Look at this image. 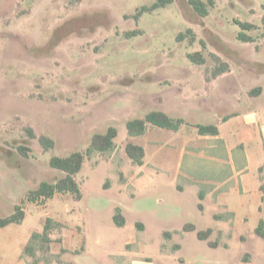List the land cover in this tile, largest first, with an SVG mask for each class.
<instances>
[{
    "label": "rangeland",
    "instance_id": "rangeland-1",
    "mask_svg": "<svg viewBox=\"0 0 264 264\" xmlns=\"http://www.w3.org/2000/svg\"><path fill=\"white\" fill-rule=\"evenodd\" d=\"M153 1L0 0V217L15 207L24 213L21 222L0 228V264H264V237L255 232L264 220V191L255 194L264 181L263 115L253 116L249 131L256 136L246 144V175L253 185L212 204L191 193L179 200L151 183L141 185V168L125 151L128 142L148 137L129 135L126 121L152 109L165 107L175 118L207 125L216 121L210 110L221 101L227 111L242 114L263 101L264 92L250 91L264 87V0H213L204 17L188 0H174L135 21L136 10ZM236 20L255 27L242 30ZM187 28L196 34L193 44L176 39ZM132 29L141 33L127 38L124 32ZM240 31L253 40L238 39ZM198 51L202 64L187 57ZM211 53L229 70L213 76L217 62ZM202 107L209 112L197 111ZM109 126L117 129L114 146L92 149L93 134ZM236 129L246 127L240 122L223 132L238 137ZM166 131L173 140L163 135L148 142L158 147L156 163L178 143L180 133ZM39 135L52 138L54 147L45 150ZM76 150L84 156L74 176L81 199L69 192L32 198L42 181L64 175L50 167V157ZM211 155L201 160L209 162ZM186 157L177 150L168 154L163 171L172 165L175 172ZM198 170L190 174L205 179ZM151 171L162 169H143ZM117 210L127 220L122 227L113 220ZM187 222L196 229L183 232ZM207 228L213 229L208 239H198L196 232Z\"/></svg>",
    "mask_w": 264,
    "mask_h": 264
},
{
    "label": "crops",
    "instance_id": "crops-1",
    "mask_svg": "<svg viewBox=\"0 0 264 264\" xmlns=\"http://www.w3.org/2000/svg\"><path fill=\"white\" fill-rule=\"evenodd\" d=\"M226 105L227 102L223 103L221 101V105L218 108L210 110V112L215 111L218 115L217 118H215L216 121L213 123L218 129V133L216 135L200 134L196 126L199 123H189L183 116H177L183 119L184 122H182L176 130L148 124L145 132L143 133L148 136V141L147 139H143L135 143L144 149L142 164H135L141 168L139 174L136 173V175L138 174L140 176L138 179V181L140 180V184L149 185L151 183L158 189L170 191L173 193V197L179 200L184 194L191 193L200 198L202 202L207 200L210 204H212L213 201L217 202L220 198H226L229 195L244 192L247 189V186L253 185L254 179L251 176L246 175L248 173L247 171L250 169L251 163L246 144L248 143L247 141H251L256 136L254 129L251 128L249 131V123L252 121L253 116L256 114L259 116L263 115L261 117L264 119V99L260 103L254 102L253 105L247 107L248 111L254 110V112H250L249 114H246L248 111L244 112L245 114L240 113V111H227L228 106ZM157 109H160L166 112L170 117L175 118V116H171L172 114H170L169 109L165 107ZM219 110H225L227 112H224L222 116L220 113L221 111ZM260 110H262V114ZM197 111L209 112L207 108L204 109L203 107L197 109ZM240 122L243 123L246 129H236V131H239L240 133L238 137L237 135L230 137V131L226 130L227 132H223V128L225 126L228 125L229 127H232ZM257 125H259V122ZM166 130L180 133L176 138L178 143H176L175 146L168 148L163 153L164 159L161 160V162L156 163V157L159 155L158 147L157 145L149 146L148 142L150 140L155 141L163 135H167L168 137L165 141L173 140ZM260 134L263 135L262 140L264 143V123L261 125ZM193 138L195 141H191V150L189 152L187 149L189 147V140H192ZM175 150L178 151L179 157L185 154L187 157L185 161L176 165L175 172L171 173V165L170 171L165 173L163 170L168 165L166 157ZM205 153H212L211 160L209 162L201 160V156ZM146 166H152L154 169H162V172H143V169H145ZM197 167H199V172L205 173V176H207L205 179H199L198 176L196 178L190 174L191 172H196L194 170ZM259 169L262 172L264 166L259 167ZM233 179L234 181H232ZM261 184L260 182L256 184V195H261ZM198 204H200L199 209L203 211L204 204L201 202ZM122 216L124 217L126 224V217L123 214ZM141 223L145 229L146 226L142 221ZM190 223H192L196 229L197 224L193 222ZM210 229L213 232V229ZM170 238H172V234Z\"/></svg>",
    "mask_w": 264,
    "mask_h": 264
},
{
    "label": "trees",
    "instance_id": "trees-1",
    "mask_svg": "<svg viewBox=\"0 0 264 264\" xmlns=\"http://www.w3.org/2000/svg\"><path fill=\"white\" fill-rule=\"evenodd\" d=\"M174 0H154L150 5H142L140 6L136 12L132 15L135 21H137L140 15L143 12H150L156 8L166 7L167 5L173 3ZM188 3L192 6L194 11L199 16H206L209 14V6L213 5V0H188ZM264 21V17H263ZM239 24L242 30L252 29L255 26L249 22L243 21H235ZM140 29H132L124 32V35L127 38L140 34ZM238 39L242 41H252L253 39L245 34L243 31L238 33ZM187 37L189 44H193L196 40V34L192 28H187L185 31H180L176 35V39L178 41H182ZM199 43L202 49L207 48L206 43L203 39H199ZM212 58L217 62V65L212 70L213 76H217L229 70V65L227 62L221 60V58L211 53ZM187 57L196 64L204 63V58L200 51L188 53ZM264 92V87H255L250 93L252 94H260ZM183 122L181 118H172L166 112L160 109H152L147 112L142 118H133L126 121L127 133L129 135H141L145 132L148 124L155 125L162 128L173 129L176 130L178 126ZM198 131L200 134H212L216 135L218 133V129L214 124H197ZM32 137L35 135L30 132ZM117 136V129L113 126H109L104 133H94L91 138V148L98 151H107L114 146V138ZM38 141L42 145L45 150L51 149L54 147V140L46 135H39L37 137ZM22 153H24V147H18ZM125 151L127 156L131 159L134 164H142L144 157V149L135 143L128 142L125 146ZM84 162L83 153L80 151H72L66 155H53L49 159L50 167L61 171L64 175L58 178L54 182H46L42 181L36 189H34L31 193V197H43L50 198L57 192H69L73 195L74 199L79 200L82 197L81 190L79 188L78 183L75 181L74 176L81 170ZM261 190L264 191V181L260 185ZM200 207V204H198ZM24 218V213L19 210L18 207H15V211L7 217H0V228L12 223H19ZM114 223L121 227L125 224V219L122 216L121 212L117 210L113 214ZM50 220L48 219V222ZM49 229V223H45L44 232H47ZM195 227L192 223L187 222L183 225V231H193ZM211 229L207 228L205 230H198L196 235L200 240H206L211 234ZM255 232L264 237V220H260L259 225L255 228ZM164 235H170L169 232L164 231ZM32 237L35 236V233L31 234ZM47 241V237H45ZM208 244L210 246H216L214 241H209ZM31 249V248H30ZM31 252V250H30ZM72 264V263H69Z\"/></svg>",
    "mask_w": 264,
    "mask_h": 264
}]
</instances>
